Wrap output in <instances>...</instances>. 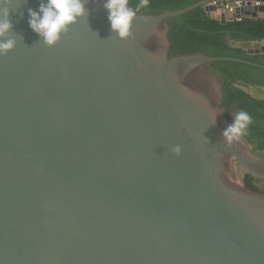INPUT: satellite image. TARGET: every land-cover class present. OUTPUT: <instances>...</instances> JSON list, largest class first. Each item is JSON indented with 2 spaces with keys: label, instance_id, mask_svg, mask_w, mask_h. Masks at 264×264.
Returning <instances> with one entry per match:
<instances>
[{
  "label": "water",
  "instance_id": "95a60500",
  "mask_svg": "<svg viewBox=\"0 0 264 264\" xmlns=\"http://www.w3.org/2000/svg\"><path fill=\"white\" fill-rule=\"evenodd\" d=\"M235 1L255 0L139 13L122 40L88 0L89 14L52 47L28 25L41 0L11 14L16 45L0 56V264H264V193L232 162L264 187V158L244 136L222 137L238 109L222 105L209 64L264 65L170 54V20L192 9L221 11L223 23L264 15H231Z\"/></svg>",
  "mask_w": 264,
  "mask_h": 264
},
{
  "label": "trees",
  "instance_id": "16d2710c",
  "mask_svg": "<svg viewBox=\"0 0 264 264\" xmlns=\"http://www.w3.org/2000/svg\"><path fill=\"white\" fill-rule=\"evenodd\" d=\"M201 0H149V7L140 13H160L177 10ZM139 0H129L135 7ZM171 55L206 53L211 56L236 57L264 65V53L250 54L251 42L264 41V16L242 20H229L223 23L210 15L205 7L192 9L170 20ZM247 44V46H246ZM210 67L217 71L223 82V102L228 111L248 112L253 122L247 134L243 135L255 153L264 158V98L256 97L246 87L264 89V68L246 62L218 60ZM245 185L264 193L259 178L247 173Z\"/></svg>",
  "mask_w": 264,
  "mask_h": 264
},
{
  "label": "clouds",
  "instance_id": "9594fccd",
  "mask_svg": "<svg viewBox=\"0 0 264 264\" xmlns=\"http://www.w3.org/2000/svg\"><path fill=\"white\" fill-rule=\"evenodd\" d=\"M25 0H0V56L7 54L16 45V35H13L11 14L19 10ZM107 12L110 31L124 40L132 35L134 20L149 7V0H139L135 7L129 0H99ZM88 0H41L38 9L28 8L29 27L43 38V44L55 46L66 34L69 28L89 14L86 7ZM23 13L21 12L20 15ZM213 122L216 114H212ZM253 122L251 115L241 110L234 114L230 124L222 130V137L231 144L247 134L249 125ZM207 141V138H205ZM173 151L179 154L181 147L174 146Z\"/></svg>",
  "mask_w": 264,
  "mask_h": 264
},
{
  "label": "built area",
  "instance_id": "2783aa9c",
  "mask_svg": "<svg viewBox=\"0 0 264 264\" xmlns=\"http://www.w3.org/2000/svg\"><path fill=\"white\" fill-rule=\"evenodd\" d=\"M245 7V6H252V7H259V6H264V0H255L252 1L251 3H248V1H246L244 4H239V1H235L234 3H229L225 6V10H228L230 12L231 15H233L234 13H236V9L237 7ZM245 15L241 14L240 16L236 17V20H242L243 17ZM264 16V15H263Z\"/></svg>",
  "mask_w": 264,
  "mask_h": 264
},
{
  "label": "rangeland",
  "instance_id": "374dc122",
  "mask_svg": "<svg viewBox=\"0 0 264 264\" xmlns=\"http://www.w3.org/2000/svg\"><path fill=\"white\" fill-rule=\"evenodd\" d=\"M262 45H264V41H261L260 43L253 45L251 48H260ZM248 92H250L251 94L255 95L256 97H260V98H264V89H256L255 87H246L245 88ZM231 116V114H230ZM229 116V117H230ZM235 160V159H234ZM236 161V160H235ZM235 166L237 167V169L240 171V173L242 174V176L245 178L247 172L246 170H244L236 161ZM261 187H263L260 184Z\"/></svg>",
  "mask_w": 264,
  "mask_h": 264
},
{
  "label": "crops",
  "instance_id": "0c3cea01",
  "mask_svg": "<svg viewBox=\"0 0 264 264\" xmlns=\"http://www.w3.org/2000/svg\"><path fill=\"white\" fill-rule=\"evenodd\" d=\"M212 15H213L214 17L220 19L221 11H218V12L212 13ZM261 16H263V15H261ZM227 21H229V19H228ZM258 43H260V42H251V43H249L248 45L253 46V45H256V44H258ZM246 46H247V44H246ZM262 89H263V88H262Z\"/></svg>",
  "mask_w": 264,
  "mask_h": 264
},
{
  "label": "bare ground",
  "instance_id": "6f19581e",
  "mask_svg": "<svg viewBox=\"0 0 264 264\" xmlns=\"http://www.w3.org/2000/svg\"><path fill=\"white\" fill-rule=\"evenodd\" d=\"M232 162L235 164L236 163V161L234 160V159H232Z\"/></svg>",
  "mask_w": 264,
  "mask_h": 264
},
{
  "label": "flooded vegetation",
  "instance_id": "af4514ba",
  "mask_svg": "<svg viewBox=\"0 0 264 264\" xmlns=\"http://www.w3.org/2000/svg\"><path fill=\"white\" fill-rule=\"evenodd\" d=\"M233 112H235V111H228L229 114H230V113H233Z\"/></svg>",
  "mask_w": 264,
  "mask_h": 264
}]
</instances>
